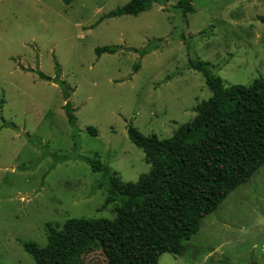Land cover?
<instances>
[{
    "label": "rangeland",
    "instance_id": "1",
    "mask_svg": "<svg viewBox=\"0 0 264 264\" xmlns=\"http://www.w3.org/2000/svg\"><path fill=\"white\" fill-rule=\"evenodd\" d=\"M130 1L0 0V264H34L21 244L45 247L48 223L114 218V206L102 208L100 175L77 158H97L123 183L148 174L128 126L163 140L193 120L211 93L188 59L207 63L225 87L264 78V0H193L186 17L174 10L179 0H167L137 17L107 18ZM154 44L140 61L129 52ZM102 47L119 51L97 57ZM56 64L75 141L61 89L37 76L54 79ZM83 264L107 263L95 253ZM157 264H264V166L203 219L183 257Z\"/></svg>",
    "mask_w": 264,
    "mask_h": 264
},
{
    "label": "trees",
    "instance_id": "2",
    "mask_svg": "<svg viewBox=\"0 0 264 264\" xmlns=\"http://www.w3.org/2000/svg\"><path fill=\"white\" fill-rule=\"evenodd\" d=\"M192 1L179 0L174 10L183 17L193 14ZM166 2L132 0L107 18L137 17L154 3ZM180 40L185 44L184 36ZM156 50L158 45L154 44L129 52L138 54L140 61ZM118 51L117 47H102L94 53L100 57ZM187 65L201 75L211 97L198 104L193 109V120L178 127L168 139L144 136L128 126L129 142L143 153L150 167L136 183L121 182L107 164L95 157H78L93 174L100 175L98 188L107 190L102 208L114 206V218L46 224L45 247L21 244L34 264H83L95 253L102 254L107 264H157L165 254L183 257L203 219L213 215L233 191L246 185L264 166V78L255 79L249 86L225 87L207 63L188 59ZM139 69L137 62L133 73ZM55 73L54 79L40 72L37 76L61 89L64 114L75 141V110L68 101L57 64ZM87 131L97 136L94 129ZM73 149H77L76 143ZM68 158L56 156L55 161Z\"/></svg>",
    "mask_w": 264,
    "mask_h": 264
}]
</instances>
